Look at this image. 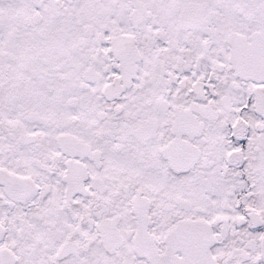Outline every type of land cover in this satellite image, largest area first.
Here are the masks:
<instances>
[{
    "label": "snow or ice",
    "instance_id": "snow-or-ice-1",
    "mask_svg": "<svg viewBox=\"0 0 264 264\" xmlns=\"http://www.w3.org/2000/svg\"><path fill=\"white\" fill-rule=\"evenodd\" d=\"M0 264H264V0H0Z\"/></svg>",
    "mask_w": 264,
    "mask_h": 264
}]
</instances>
